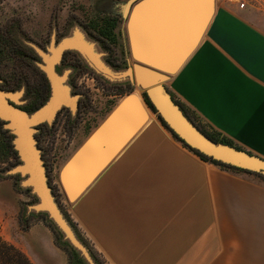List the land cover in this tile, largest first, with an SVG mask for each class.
Listing matches in <instances>:
<instances>
[{"label": "crops", "instance_id": "1", "mask_svg": "<svg viewBox=\"0 0 264 264\" xmlns=\"http://www.w3.org/2000/svg\"><path fill=\"white\" fill-rule=\"evenodd\" d=\"M260 4L216 3L167 88L210 130L264 159ZM75 204L109 264H264V178L203 161L156 115ZM38 231L47 237L31 232L30 261L68 264L47 229Z\"/></svg>", "mask_w": 264, "mask_h": 264}, {"label": "rangeland", "instance_id": "2", "mask_svg": "<svg viewBox=\"0 0 264 264\" xmlns=\"http://www.w3.org/2000/svg\"><path fill=\"white\" fill-rule=\"evenodd\" d=\"M128 1L130 0H0V91L18 95L20 105L17 107L29 115L36 111L30 108L40 93L47 96L41 106L46 104L51 89L48 78L40 67L44 64L39 52L48 54L53 43L58 46L77 27L86 32L90 40L98 43L102 60L114 72L123 73L131 68L133 61L128 48L127 22L123 17ZM261 1L264 0H249L248 6H260ZM224 2L240 5L241 0H216L217 5ZM103 18L118 21L114 31L117 36L115 43L100 39L91 29L94 23L101 22ZM56 70L59 75L69 72L68 83L72 94L78 98V105L74 112L63 108L57 112L52 122H45L37 127L34 137L41 155L45 182L61 217L93 264H109L96 249L94 239L76 214V202L67 200L59 174L117 105L138 89L130 82H112L106 79L87 66L80 55L73 51L65 52ZM131 89L132 92H129ZM140 96L145 101L144 93L141 92ZM149 111L150 115H155L151 109ZM188 111L196 123L210 130L194 113L189 109ZM14 140L15 136L6 129L5 121L0 119L2 239L33 259L31 232L35 230L34 237H47L44 232L38 231L39 228H46L55 249L67 256L68 264H90L51 213L41 208L42 199L31 186V177L17 173V169L24 164L14 147ZM8 142L12 149L7 147ZM90 155L97 160L100 158L95 148ZM253 173L264 178L261 173Z\"/></svg>", "mask_w": 264, "mask_h": 264}, {"label": "water", "instance_id": "3", "mask_svg": "<svg viewBox=\"0 0 264 264\" xmlns=\"http://www.w3.org/2000/svg\"><path fill=\"white\" fill-rule=\"evenodd\" d=\"M215 9L216 0H130L123 17L127 22L131 68L123 73L114 72L102 60L98 43L77 27L58 46L53 43L48 54L39 52L44 64L40 67L51 89L46 104L29 115L17 107L20 105L18 95L0 91V119L15 136L13 144L24 164L17 173L31 177L30 184L42 199L41 208L51 213L90 264L93 262L86 250L52 201L34 137L37 127L52 122L58 111L77 109L78 98L72 94L68 83L69 72L59 75L56 66L66 51L78 53L87 66L106 79L130 82L145 93L168 127L190 148L224 164L264 175V159L211 140L186 116L166 86L197 49ZM149 110L144 99L136 93L126 96L63 166L59 181L69 202H77L142 131L148 123ZM94 148L100 156L98 160L90 155Z\"/></svg>", "mask_w": 264, "mask_h": 264}, {"label": "trees", "instance_id": "4", "mask_svg": "<svg viewBox=\"0 0 264 264\" xmlns=\"http://www.w3.org/2000/svg\"><path fill=\"white\" fill-rule=\"evenodd\" d=\"M118 24L117 19H107L103 18L101 22L99 23H94L91 26V29L95 31L98 34V37L101 39H106L111 41L112 43L116 42L117 36L115 35L114 31L116 29V26ZM132 92V89L129 91ZM47 96L45 94L40 93L35 102L33 103V106L30 109H38L41 107V105L45 102ZM144 98L149 106V108L155 113V115L158 117L159 121L162 123V125L169 130L173 136L180 141L186 148L191 150L193 153H195L197 156H199L203 161L205 162H210L212 164H215L217 166L222 167L223 169L226 170H232L236 172H246V173H253L248 170L240 169L228 164H224L222 162L216 161L210 157H207L200 152L190 148L183 140H181L169 127L168 125L164 122V120L161 118V116L156 112L155 108L153 107L151 101L149 100L148 96L144 93ZM175 102L182 108L186 116L199 128L207 137H209L211 140L215 141L216 143L219 144H227L230 146H234L237 149L243 150L240 147L236 146L232 141L226 139L223 137L221 134L214 132L212 130H206L204 127H202L200 124L196 123L194 121L193 117L189 113L188 109L186 106L181 103L179 100L175 99L173 96ZM7 147L12 149V145L10 142H8ZM0 264H33L30 259L18 248L15 246L11 245L10 243L4 241L0 235Z\"/></svg>", "mask_w": 264, "mask_h": 264}, {"label": "built area", "instance_id": "5", "mask_svg": "<svg viewBox=\"0 0 264 264\" xmlns=\"http://www.w3.org/2000/svg\"><path fill=\"white\" fill-rule=\"evenodd\" d=\"M249 4V0H241L240 2V8L245 9Z\"/></svg>", "mask_w": 264, "mask_h": 264}, {"label": "bare ground", "instance_id": "6", "mask_svg": "<svg viewBox=\"0 0 264 264\" xmlns=\"http://www.w3.org/2000/svg\"><path fill=\"white\" fill-rule=\"evenodd\" d=\"M137 94V93H136ZM140 96V95H139Z\"/></svg>", "mask_w": 264, "mask_h": 264}]
</instances>
